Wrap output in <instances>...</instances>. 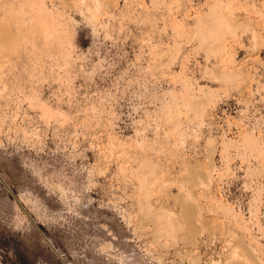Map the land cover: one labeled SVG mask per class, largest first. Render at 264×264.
Returning a JSON list of instances; mask_svg holds the SVG:
<instances>
[{
    "label": "rangeland",
    "instance_id": "obj_1",
    "mask_svg": "<svg viewBox=\"0 0 264 264\" xmlns=\"http://www.w3.org/2000/svg\"><path fill=\"white\" fill-rule=\"evenodd\" d=\"M2 29L0 264H264V0H0Z\"/></svg>",
    "mask_w": 264,
    "mask_h": 264
},
{
    "label": "bare ground",
    "instance_id": "obj_2",
    "mask_svg": "<svg viewBox=\"0 0 264 264\" xmlns=\"http://www.w3.org/2000/svg\"><path fill=\"white\" fill-rule=\"evenodd\" d=\"M2 30H3V29H2ZM5 30H6V29H4L3 31H0V44L3 42V41H2L3 39H4V40H5V39L7 40V38H10V37L12 38V36H9V34H8L9 32H8V31H5ZM7 32H8V33H7ZM8 40H9V39H8ZM8 40H7V42L10 43L11 45H13L12 43H15V42L13 41V40H15V39H13V38H12V43H11L10 40H9V41H8Z\"/></svg>",
    "mask_w": 264,
    "mask_h": 264
}]
</instances>
